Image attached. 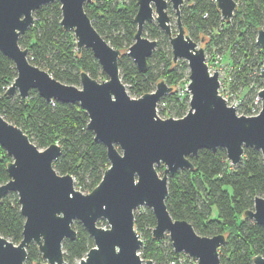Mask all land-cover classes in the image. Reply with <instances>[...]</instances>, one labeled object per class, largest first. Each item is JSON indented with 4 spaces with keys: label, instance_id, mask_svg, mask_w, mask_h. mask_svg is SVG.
Returning <instances> with one entry per match:
<instances>
[{
    "label": "water",
    "instance_id": "water-1",
    "mask_svg": "<svg viewBox=\"0 0 264 264\" xmlns=\"http://www.w3.org/2000/svg\"><path fill=\"white\" fill-rule=\"evenodd\" d=\"M59 1L60 25L75 34L78 51L90 48L107 78L98 80L86 70L80 73V86L55 78L48 70L33 64L29 49L20 36L34 24V12L42 5ZM94 0H0V51L10 57L17 76L7 93L28 97L35 89L47 100L78 102L89 116L88 127L97 141L107 147L109 166L100 182L90 191L75 187L71 173L54 167L62 147L52 143L40 148L22 127L0 110V145L12 160L7 165L9 179L0 184V198L18 195L25 217L23 238L15 243L0 234V264H25L28 247L35 243L43 258L41 264H70L64 257V240L74 239V221H80L93 238L92 246L78 264H155L140 249L144 239L135 225V210L150 207L156 217L152 233L157 239L168 236L177 252L196 260L195 264H223L219 248L226 235H202L186 219L172 216L167 206L169 177L181 169H194L191 156L200 149L225 148L228 160L236 166L244 159L245 147H255L264 162V87L259 90L261 110L239 114L234 104L220 92V71H211L204 47L186 31L181 6L192 0H137L135 41L127 50L140 70L148 68V58L158 41L145 34V25L156 19L168 35L174 61L184 59L189 66V109L181 117H161L159 101L173 87L161 79L156 89L139 97L129 94L119 66L121 50L114 47L96 28L85 9ZM224 20H231L237 0H215ZM170 7L177 16V32L171 27ZM256 43L264 48V28L258 29ZM264 79V63L261 68ZM163 166L161 174L158 167ZM245 217L264 224V196H257ZM100 219L108 226L98 224ZM254 264H264L256 255Z\"/></svg>",
    "mask_w": 264,
    "mask_h": 264
},
{
    "label": "trees",
    "instance_id": "trees-1",
    "mask_svg": "<svg viewBox=\"0 0 264 264\" xmlns=\"http://www.w3.org/2000/svg\"><path fill=\"white\" fill-rule=\"evenodd\" d=\"M241 3L233 18L227 21L222 18L215 0L186 1L181 6L182 21L195 41L205 36L209 37L210 44H216L219 38L228 35L229 48L235 49L239 56L241 72L250 69L247 64L254 59L257 50L261 72L264 49L256 43V38L258 29L264 28V0H241ZM85 9L100 33L121 50V75L125 83H130L132 95L139 97L155 90L161 79L173 84L182 79L183 70L188 68L187 61H174L171 52L158 47L148 58L146 70H140L127 53L135 41L138 26L135 21L137 0H94L87 2ZM34 16V24L19 39L22 47L29 49V59L33 64L48 70L63 82L78 86L83 70L97 79L107 78L92 50L84 47L79 52L74 32L60 25L62 11L59 1L42 5ZM146 33L153 39L163 37L162 40L168 41L169 38L156 21L146 23ZM161 42L158 41L157 46ZM154 57H157V63L153 62ZM16 76L14 61L0 51L1 112L22 127L40 148L58 142L62 153L54 161V167L62 174L71 173L82 191L90 192L100 182L110 163L106 145L97 141L88 127L87 112L78 102L47 100L35 89H31L26 98L18 92L9 95L7 89ZM170 97L176 101V116H183L188 103H180L177 93L173 92ZM248 104L245 94L238 112L251 115L252 109ZM191 159L194 169H181L169 177L167 206L170 213L174 218L188 220L202 235L225 234L226 243L219 248L223 264H254V256H264V224L245 217V211L253 208L257 196H264L261 151L245 147L244 159L236 166L228 160L223 147L216 151L202 148L198 156H191ZM11 160L0 145V184L9 179L7 165ZM163 169V166L158 167L159 171ZM24 223L17 193L11 192L0 198V234L19 243L23 238ZM105 224L108 226L107 222ZM135 225L144 239L140 249L144 258L153 259L155 264H169L171 259L185 255L187 261L177 264H195L187 254L174 250L168 236L162 239L153 236L156 217L150 207L135 210ZM73 226L77 236L67 238L63 243L65 260L70 264H75L94 246L92 236L80 221H74ZM43 259L38 246L31 243L25 264L41 263Z\"/></svg>",
    "mask_w": 264,
    "mask_h": 264
},
{
    "label": "rangeland",
    "instance_id": "rangeland-1",
    "mask_svg": "<svg viewBox=\"0 0 264 264\" xmlns=\"http://www.w3.org/2000/svg\"><path fill=\"white\" fill-rule=\"evenodd\" d=\"M239 4L240 5L242 4L241 0L238 1V5ZM172 11L174 10L172 9L170 11L169 9V13L171 17L170 23H171L173 33H176L178 30L177 29V16H176L175 11L174 12ZM154 21H156V19ZM146 35L152 38L150 35H148V33H146ZM162 38L163 37L155 38L157 41L161 40L162 42L159 46H156L153 53L156 51L158 47H160L161 49H163V51L171 52L170 54H173L170 39L168 38V41H165V40H162ZM228 38H229L228 35L223 36L222 39L220 38L218 39V42L216 44H210L209 37H205V36L202 37V40L198 39L196 41L198 42L199 46L204 47L206 51L207 62L211 70L214 71L217 68L220 71V81H221L220 92L224 95V97L228 99L230 104H232V102L238 103V106H237V111H238V109H240L239 106H240V102L242 101V96L246 94L247 101L249 103L248 105L253 110L258 105L256 101L258 100V97H259L258 96L259 90L264 87V79L262 78L261 72L259 70V62L261 59H258V56H257L258 53H257V50H255L254 59H251V62L247 64L249 65L250 69L247 71L245 70V73L241 72V65H239L240 64L239 56H237L238 54L235 49L231 50L229 48V44L231 42L229 41ZM156 59L157 57H154V60H153L154 63H157ZM178 61H180V59ZM183 73H184V76L179 82L175 84L168 83L169 85L173 87V90L169 94H166L158 103L157 112L163 118L171 117V116L178 117L176 116V109H177L176 108L177 106L175 105L176 101L170 97V95L173 92L177 93L180 103L182 104L188 103V109H189V102L191 98V94L187 89L188 83H189V66L187 69L183 70ZM98 80H102V77H98ZM125 84H126V88L129 94L133 97H136L132 95L130 91V83H125ZM159 172L161 174L163 173V171H159ZM75 187L79 190H82V187L78 184L76 179H75ZM143 207H145V205L139 208L141 209ZM214 213L217 214L216 208H214ZM105 222L107 221L100 219L98 221V224L101 226H107ZM181 259H182L181 260L182 263H185V261H187L186 260L187 257L185 255H182ZM79 260L80 259H78L75 262V264H78ZM45 261L46 260L43 259L41 263ZM41 263H37V264H41Z\"/></svg>",
    "mask_w": 264,
    "mask_h": 264
},
{
    "label": "built area",
    "instance_id": "built-area-1",
    "mask_svg": "<svg viewBox=\"0 0 264 264\" xmlns=\"http://www.w3.org/2000/svg\"><path fill=\"white\" fill-rule=\"evenodd\" d=\"M211 69V68H210ZM212 71V70H211ZM224 96V95H223ZM226 98V97H225ZM227 99V98H226ZM228 100V99H227ZM229 102V101H228ZM257 102V106L255 107V109H253L252 110V114L251 115H253V114H257V113H259V111L261 110V106H262V103H261V99L258 97V100L256 101ZM230 104V103H229ZM232 104H234L236 107L238 106V103H234V102H232ZM239 113V112H238ZM240 114V113H239ZM191 258V257H190ZM181 258H173V259H171L170 260V262H169V264H177L178 262H181ZM191 260H193L194 261V263H196V260H194L193 258H191Z\"/></svg>",
    "mask_w": 264,
    "mask_h": 264
}]
</instances>
